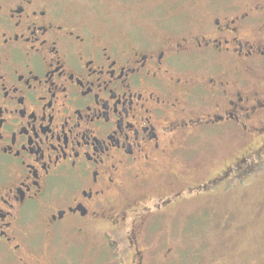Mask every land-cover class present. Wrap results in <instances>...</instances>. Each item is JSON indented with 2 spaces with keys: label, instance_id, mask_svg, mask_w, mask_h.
I'll return each mask as SVG.
<instances>
[{
  "label": "flooded vegetation",
  "instance_id": "obj_1",
  "mask_svg": "<svg viewBox=\"0 0 264 264\" xmlns=\"http://www.w3.org/2000/svg\"><path fill=\"white\" fill-rule=\"evenodd\" d=\"M226 1L141 42L0 0V264H185L176 209L264 149V2ZM220 134L242 142L228 165Z\"/></svg>",
  "mask_w": 264,
  "mask_h": 264
},
{
  "label": "rangeland",
  "instance_id": "obj_2",
  "mask_svg": "<svg viewBox=\"0 0 264 264\" xmlns=\"http://www.w3.org/2000/svg\"><path fill=\"white\" fill-rule=\"evenodd\" d=\"M65 12L81 19L95 34L112 39L130 37L151 41L178 37L201 21L207 0H58ZM221 1V0H214ZM225 1V0H222ZM230 0H227L228 2ZM234 1V0H233ZM240 3L251 0H236ZM264 2V0H258ZM208 143L209 155L231 163L240 143L220 134ZM257 141L245 142L247 173L221 180L201 204L179 206L174 234L185 264H264V146L256 156ZM258 147V151L261 149ZM217 161L215 158H210ZM209 198V199H208ZM208 199V200H207ZM171 218L157 226L166 231ZM76 248V247H74ZM72 248V249H74ZM71 254L78 255L74 250ZM185 256V259H183ZM109 258V257H108ZM99 260V259H98ZM109 260H111L109 258ZM112 261V260H111Z\"/></svg>",
  "mask_w": 264,
  "mask_h": 264
}]
</instances>
